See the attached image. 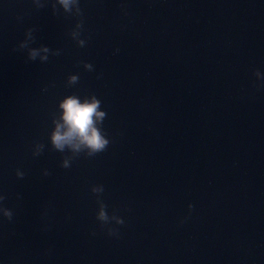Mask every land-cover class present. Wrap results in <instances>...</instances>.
<instances>
[{"label": "water", "instance_id": "1", "mask_svg": "<svg viewBox=\"0 0 264 264\" xmlns=\"http://www.w3.org/2000/svg\"><path fill=\"white\" fill-rule=\"evenodd\" d=\"M53 2L0 0V264H264V0ZM29 28L60 54L29 61ZM69 95L101 102L110 143L65 169Z\"/></svg>", "mask_w": 264, "mask_h": 264}, {"label": "clouds", "instance_id": "2", "mask_svg": "<svg viewBox=\"0 0 264 264\" xmlns=\"http://www.w3.org/2000/svg\"><path fill=\"white\" fill-rule=\"evenodd\" d=\"M37 9L44 8L45 5L41 3V0H33ZM63 9V12L67 15H73V8H75V16L82 17V12L79 7V0H54L51 4L53 14H58V8ZM83 26V20L81 19L77 24L76 28L80 29V32L71 31L69 34L73 40L76 41L79 47L85 46V40L77 39L81 34V29ZM35 29L29 28L25 33V40L19 44V49H27V59L29 61H35L39 58L40 62H47L49 54L58 56L59 51L51 52L47 46H40L39 48H30L29 44L34 42L33 32ZM17 49H14L16 51ZM43 53V55H42ZM85 70L92 71L93 66L91 64L85 63L83 65ZM259 71L255 72L254 75L258 76ZM79 77L77 75H70L67 80L68 86L75 85L78 83ZM101 102L93 95L91 97H86L81 100L77 95H69L64 98L59 103V109L62 114L59 119L55 118V113L53 114L52 123L54 125L53 131L49 135V140L51 143L52 150L64 153L66 150L75 154L73 156L64 157L61 163L62 168H69L72 159L77 157L80 153H84L87 157L95 156L103 151H105L110 143L109 139L106 138V133L102 130V122L106 117V113L100 110ZM44 149L43 144H36L35 150L33 151V156H39L42 154ZM47 176L49 173L44 172ZM16 176L19 179L24 178V173L17 170ZM97 189L92 188V191ZM103 191V188L101 187ZM5 197L0 196V201H3ZM106 205H102V210L99 215L96 216L98 221H103L101 226L108 224L109 217L103 209ZM192 205H189V209ZM0 212L9 221L12 219L13 213L10 210L0 208ZM117 219V224H123V220L114 216ZM109 235H114V230L108 229Z\"/></svg>", "mask_w": 264, "mask_h": 264}]
</instances>
